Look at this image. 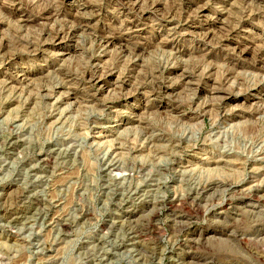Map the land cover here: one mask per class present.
I'll return each mask as SVG.
<instances>
[{
  "label": "rangeland",
  "instance_id": "1",
  "mask_svg": "<svg viewBox=\"0 0 264 264\" xmlns=\"http://www.w3.org/2000/svg\"><path fill=\"white\" fill-rule=\"evenodd\" d=\"M0 264H264V0H0Z\"/></svg>",
  "mask_w": 264,
  "mask_h": 264
},
{
  "label": "bare ground",
  "instance_id": "2",
  "mask_svg": "<svg viewBox=\"0 0 264 264\" xmlns=\"http://www.w3.org/2000/svg\"><path fill=\"white\" fill-rule=\"evenodd\" d=\"M59 36H60V35H59ZM55 39H56V38H55ZM57 40H58V39H57ZM113 40H114V39L109 38L105 43H107V44H108V43H111V42H113ZM60 43H62V42H60ZM60 43H59V44H60ZM92 79H93V81H101V80H103L102 76H101V77L99 76V78H98V77H95V78L92 77ZM92 79H91V80H92ZM160 87H161V86H160ZM163 87H164V86H163Z\"/></svg>",
  "mask_w": 264,
  "mask_h": 264
}]
</instances>
